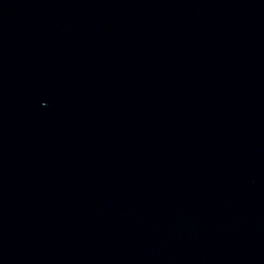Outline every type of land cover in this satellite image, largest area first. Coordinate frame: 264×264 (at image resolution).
Returning a JSON list of instances; mask_svg holds the SVG:
<instances>
[{
  "label": "water",
  "instance_id": "95a60500",
  "mask_svg": "<svg viewBox=\"0 0 264 264\" xmlns=\"http://www.w3.org/2000/svg\"><path fill=\"white\" fill-rule=\"evenodd\" d=\"M0 264H264V0H0Z\"/></svg>",
  "mask_w": 264,
  "mask_h": 264
}]
</instances>
